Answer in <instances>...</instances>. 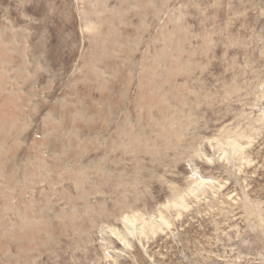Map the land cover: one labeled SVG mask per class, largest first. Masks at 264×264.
<instances>
[{
	"label": "rangeland",
	"instance_id": "obj_1",
	"mask_svg": "<svg viewBox=\"0 0 264 264\" xmlns=\"http://www.w3.org/2000/svg\"><path fill=\"white\" fill-rule=\"evenodd\" d=\"M20 7L0 0V215L23 236L0 262L264 264V0H70L39 39ZM198 98L172 166L118 188L142 129Z\"/></svg>",
	"mask_w": 264,
	"mask_h": 264
},
{
	"label": "clouds",
	"instance_id": "obj_2",
	"mask_svg": "<svg viewBox=\"0 0 264 264\" xmlns=\"http://www.w3.org/2000/svg\"><path fill=\"white\" fill-rule=\"evenodd\" d=\"M19 4H28L32 7L31 13L27 12L25 8L20 7V18L25 25L33 30V34L37 39L42 33H46L50 38L53 30L57 34L64 31L65 20L63 16L64 9L62 4H67L70 7V0H18ZM55 5L53 10L52 5ZM259 59L264 62V49L260 50ZM206 103L204 98H198L189 103L184 104L173 116L179 122L180 127L176 123H169L172 117H163L160 120L147 125L141 131L143 137L142 142L137 147V160L135 166L131 171H126L123 174L125 183H118L117 187H124L130 193H134L138 187L137 183V168L144 173V179H150L154 170H159L171 167L176 157L172 155L176 137L181 132H186L188 129H193L195 117L193 114H199L202 104ZM131 163V162H130ZM121 177H117L119 181ZM12 210L9 209L3 215H0V251L8 254L9 246H15L23 236L20 235L16 229L17 225L14 223L13 216L9 215ZM31 249L22 250L17 247L16 253L13 256L12 264H34L33 261L27 260L24 256ZM2 264V262H0Z\"/></svg>",
	"mask_w": 264,
	"mask_h": 264
},
{
	"label": "bare ground",
	"instance_id": "obj_3",
	"mask_svg": "<svg viewBox=\"0 0 264 264\" xmlns=\"http://www.w3.org/2000/svg\"><path fill=\"white\" fill-rule=\"evenodd\" d=\"M130 219H132L131 222L128 221V220H129L128 217H127V219H126V217H125V220H124V221L127 220L126 223H127L128 225H131V224L135 223L134 218H130ZM128 222H129V223H128ZM130 223H131V224H130ZM167 225H168V224H167V222H166L164 219H160V223L158 224V227H157V228H152V229H158V230H160L162 226H167Z\"/></svg>",
	"mask_w": 264,
	"mask_h": 264
}]
</instances>
